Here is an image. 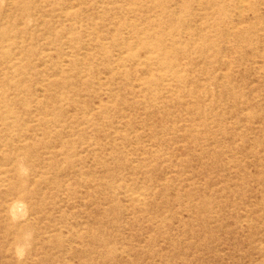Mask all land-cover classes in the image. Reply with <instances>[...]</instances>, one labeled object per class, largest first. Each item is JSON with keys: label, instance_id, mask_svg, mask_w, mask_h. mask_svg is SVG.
<instances>
[{"label": "rangeland", "instance_id": "374dc122", "mask_svg": "<svg viewBox=\"0 0 264 264\" xmlns=\"http://www.w3.org/2000/svg\"><path fill=\"white\" fill-rule=\"evenodd\" d=\"M0 264H264V0H0Z\"/></svg>", "mask_w": 264, "mask_h": 264}]
</instances>
